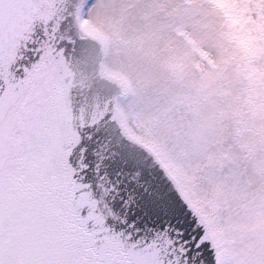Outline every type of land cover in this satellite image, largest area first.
Masks as SVG:
<instances>
[{
    "label": "snow or ice",
    "instance_id": "obj_1",
    "mask_svg": "<svg viewBox=\"0 0 264 264\" xmlns=\"http://www.w3.org/2000/svg\"><path fill=\"white\" fill-rule=\"evenodd\" d=\"M95 3L30 31L6 25L0 3V264H264L253 69L223 68L194 46L196 80L177 76L181 94L146 104L143 81L138 96L127 71L102 61L99 77L139 109L143 137L126 138L136 152L121 138L120 96L89 106L74 95L65 25Z\"/></svg>",
    "mask_w": 264,
    "mask_h": 264
},
{
    "label": "rangeland",
    "instance_id": "obj_2",
    "mask_svg": "<svg viewBox=\"0 0 264 264\" xmlns=\"http://www.w3.org/2000/svg\"><path fill=\"white\" fill-rule=\"evenodd\" d=\"M89 32L102 39L103 62L127 71L138 96L145 91L138 79L148 86L146 104L181 94L174 83L177 76L185 83L196 80L200 58L194 46L223 68L250 66L254 118L257 129L264 128V0H96L83 23L82 34ZM222 77L223 72L212 77L208 87H216ZM238 88L234 80V96ZM138 110L124 93L120 112L143 137L141 120L134 118ZM153 125L159 126L155 120Z\"/></svg>",
    "mask_w": 264,
    "mask_h": 264
},
{
    "label": "water",
    "instance_id": "obj_3",
    "mask_svg": "<svg viewBox=\"0 0 264 264\" xmlns=\"http://www.w3.org/2000/svg\"><path fill=\"white\" fill-rule=\"evenodd\" d=\"M82 0H0L4 4L2 15L5 24L12 21L13 27L18 22L27 21L28 27L24 31L31 30V24L36 21L35 27L39 30L41 20L52 19L58 16L61 19L62 13L72 15L71 10L78 9ZM70 31L76 39V51L69 50L66 53L70 71L75 81L74 95L86 97L89 106L93 103L103 104L109 97L123 96V92L111 80L99 77V65L103 61L101 52L104 47L101 38L95 33L82 35V22L77 25L75 21L65 25V33ZM121 118L125 121L120 112ZM126 123V122H125ZM115 132V126H111ZM138 137L127 126L122 134L127 146L136 152H142L143 145L136 142H128L126 138Z\"/></svg>",
    "mask_w": 264,
    "mask_h": 264
}]
</instances>
